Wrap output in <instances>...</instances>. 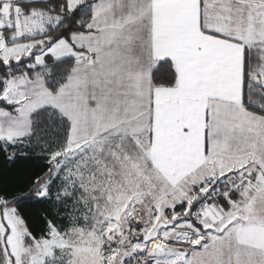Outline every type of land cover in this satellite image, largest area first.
<instances>
[{
  "label": "snow or ice",
  "instance_id": "snow-or-ice-1",
  "mask_svg": "<svg viewBox=\"0 0 264 264\" xmlns=\"http://www.w3.org/2000/svg\"><path fill=\"white\" fill-rule=\"evenodd\" d=\"M0 157V264H264V0H0Z\"/></svg>",
  "mask_w": 264,
  "mask_h": 264
},
{
  "label": "trees",
  "instance_id": "trees-1",
  "mask_svg": "<svg viewBox=\"0 0 264 264\" xmlns=\"http://www.w3.org/2000/svg\"><path fill=\"white\" fill-rule=\"evenodd\" d=\"M16 176V166H13L11 168L5 167L4 159L0 157V179H8L9 181H12ZM31 223L33 225L36 224L35 217H30Z\"/></svg>",
  "mask_w": 264,
  "mask_h": 264
}]
</instances>
